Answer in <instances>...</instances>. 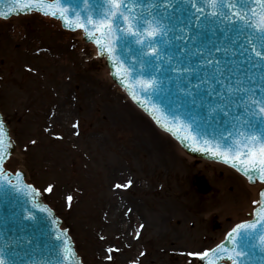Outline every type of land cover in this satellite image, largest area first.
Listing matches in <instances>:
<instances>
[{
    "label": "rangeland",
    "instance_id": "1",
    "mask_svg": "<svg viewBox=\"0 0 264 264\" xmlns=\"http://www.w3.org/2000/svg\"><path fill=\"white\" fill-rule=\"evenodd\" d=\"M44 19L0 20V110L17 143L7 168L26 170L69 227L84 264H197L189 252L207 249L247 216L241 203L229 206L238 176L174 146L172 162L143 158L139 139L129 136L135 132L117 119L126 103L104 63ZM139 117L152 136L166 137ZM195 174L209 180L210 194L192 184ZM125 207L132 211L123 216L126 242L118 238L124 228L110 223Z\"/></svg>",
    "mask_w": 264,
    "mask_h": 264
},
{
    "label": "snow or ice",
    "instance_id": "2",
    "mask_svg": "<svg viewBox=\"0 0 264 264\" xmlns=\"http://www.w3.org/2000/svg\"><path fill=\"white\" fill-rule=\"evenodd\" d=\"M13 3L11 12L0 13V18L36 12L62 21L69 30H83L85 39L97 46L99 55L109 57L117 75L135 76V82L127 86L139 85L146 95L159 92L163 83L159 77L166 64L167 72L183 85L177 86L191 105L207 108L209 115L220 113L228 127L209 131L206 122L191 114L184 119L175 110L153 106L152 112L160 113L155 116L156 122L190 151L229 165L252 185H264V0H147L146 6V0H101L99 6L83 0V7L65 6L64 0ZM177 11L188 13L179 24L173 23ZM205 28L213 36L223 33L227 44L205 40ZM121 42L128 53L134 49L139 53L132 56V66H126L116 55ZM133 98L136 99L134 93ZM12 146L0 116V191L24 197L26 206L20 220L35 222L37 211L48 213V209L32 199L37 195L33 186L12 182L20 176L5 168ZM253 205L249 219L232 227L222 242L187 255L206 264H247L256 247L264 251V190ZM49 240L55 264H72L75 253L58 229ZM25 245H33L30 235L24 236L22 242L0 244V264H42L31 260ZM21 251L29 256L28 260L18 261Z\"/></svg>",
    "mask_w": 264,
    "mask_h": 264
},
{
    "label": "water",
    "instance_id": "3",
    "mask_svg": "<svg viewBox=\"0 0 264 264\" xmlns=\"http://www.w3.org/2000/svg\"><path fill=\"white\" fill-rule=\"evenodd\" d=\"M65 1V0H64ZM81 2H79L80 4ZM101 0H96L93 6H99ZM67 5V4H66ZM65 5V6H66ZM73 7L76 5L71 4ZM147 5V0L145 6ZM13 0H0V13L8 14L11 12L14 7ZM79 6V5H77ZM180 6L178 5V8ZM188 14V13H186ZM177 19L173 20V23L179 24L182 20L180 11L176 12ZM187 18L184 16L183 20ZM214 27V26H213ZM206 35L204 36L205 40L213 39L217 42L223 41L227 44V41L224 40L223 34L216 33L213 36L211 31H208L205 28ZM231 36V34H229ZM116 55L120 56L124 61L126 66H132L134 61L132 59L133 55H139L138 51L134 49L133 53H128L125 50L123 43L118 49ZM109 65L112 67L113 75L116 80L124 86L130 95L133 97V93L135 94L136 99L141 107L146 109L151 113V115L157 116L160 113H153L152 107L156 106L160 109L168 111L169 109L175 110L178 114H181L184 119H188L187 114H191L196 119L201 122H206L209 131L213 130H223L225 127H228L227 122L221 116L220 113H215L212 115L208 114L207 108L202 107H194L190 103V99L183 95V93L179 90L178 84L180 82L174 78V76L167 72V65L165 64V71L160 74V79L163 82L162 86L158 93L156 94H148L146 95L144 92L140 90V86L137 85L135 88H129L127 85L129 83L135 82V76L132 78H124L121 75L116 74L115 67L113 66L110 59L108 60ZM107 67V66H106ZM138 67V66H136ZM123 81V82H122ZM180 87H183L180 84ZM7 129V128H6ZM14 150V144L10 149L12 153ZM199 152H196L197 154ZM203 155H207L202 153ZM16 171V170H15ZM20 173L19 177H15L12 179L13 183L20 182L25 184L23 180V173ZM28 179V178H27ZM261 189V188H260ZM32 199L40 205L42 208H47L42 202L41 197L37 193V195L33 196ZM26 206V200L22 196H16L14 194L9 193L8 191H0V244L9 243V242H22V238L26 235H30L33 238V245L31 247L25 245V249L30 252L31 260L42 262V264H55L56 256L51 255L49 253V237L54 230H59V234L62 236V239H67L69 244L72 247V244L66 235L65 231L59 229V220L54 216V214L48 209V213H51L49 216L48 213L37 211V220L35 222H23L20 220V216L22 215L23 207ZM56 212L57 209H55ZM241 220V219H240ZM55 221V223H54ZM230 228V227H229ZM57 243H60L57 241ZM254 243H258L254 241ZM73 250V247H72ZM74 251V250H73ZM75 253V252H74ZM42 254L49 255L50 258L46 259L42 257ZM29 256L25 255V252L21 251L18 256L19 260H28ZM72 264H81L79 258H77L76 254L72 258ZM202 264H206L202 262ZM247 264H264V251H261L259 247H256L255 250L251 253L250 258H247Z\"/></svg>",
    "mask_w": 264,
    "mask_h": 264
},
{
    "label": "bare ground",
    "instance_id": "4",
    "mask_svg": "<svg viewBox=\"0 0 264 264\" xmlns=\"http://www.w3.org/2000/svg\"><path fill=\"white\" fill-rule=\"evenodd\" d=\"M36 16H39L36 14ZM22 17V16H21ZM18 17V18H21ZM37 19V17H36ZM51 17H46L45 19L46 21H51ZM54 20V19H53ZM57 26L60 27V22H56ZM14 29L16 30L17 28L14 27ZM18 31V30H16ZM6 34V31L4 32V35ZM69 34V33H68ZM77 36L79 43H81V46H84V44L86 45L84 39H83V33L81 31H76L75 33H73ZM15 37H17V35H13ZM87 45L92 47V57L95 58L98 55V50L97 47L93 44V43H88ZM63 53V52H62ZM76 54V60L80 61L81 58L79 57V54ZM56 65L58 64V61L54 62ZM109 67H104V72L109 75ZM118 88V86L116 87ZM118 93L120 95V101L122 100V98L125 101V105H124V109L122 112H118V120H121V124L123 127H125L124 129L126 131H128L129 134H132L133 132H135L134 136H130V138H138L140 145L139 148L142 150L143 153H140L141 156L144 158L146 156H150L153 157V159L158 160H163L164 162H172L173 160L172 155L173 152L169 150V147L174 146L176 148V150H178L181 153L186 154L187 152L182 149L179 148V146L176 143H173L172 140H167L166 137L163 136H159V135H154L152 136L149 129L146 126V122L141 119L139 117V115H141V113L139 111H136L131 103L126 99L125 95L122 93V90H118ZM119 97V96H118ZM188 154V153H187ZM188 158L189 160H194V157L190 154H188ZM207 160L203 159L202 163H207ZM211 164H213L214 166L217 167H223V165L221 163H216L213 161H208ZM229 172H232L230 168H228ZM237 181V185H233V184H229L232 188L229 191V206H233L236 203H241V208H243V210L246 213H250L253 210V200L258 199V193L260 188H262L264 185L257 183L256 185H252L250 184L247 179L244 176H241L240 174L238 175V177H234ZM226 180L223 179L222 180V184L220 185V187H225L226 186ZM248 195V196H246ZM132 211L128 208L125 207V210L123 213H120L119 215V220L117 221H112L111 223V227H114V229L116 231H120L121 233V228H124L125 226V220L123 219V216L128 215V213ZM169 217H171V213H169ZM162 220V219H161ZM130 228L127 225V228L124 231H126V233H123V236L119 235L118 238L124 239V241L126 242L128 239L131 238L130 236Z\"/></svg>",
    "mask_w": 264,
    "mask_h": 264
}]
</instances>
